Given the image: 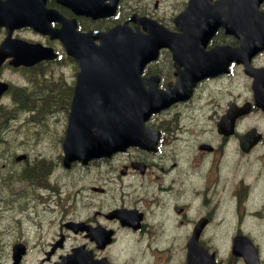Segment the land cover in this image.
<instances>
[{
	"label": "flooded vegetation",
	"instance_id": "obj_1",
	"mask_svg": "<svg viewBox=\"0 0 264 264\" xmlns=\"http://www.w3.org/2000/svg\"><path fill=\"white\" fill-rule=\"evenodd\" d=\"M218 1L117 0L113 15L92 19L76 14L74 0H46L61 22L74 20L82 32L124 22L135 29L129 19L137 16L177 33L175 18L194 2L203 69L160 49L142 74L165 91L184 70L190 86L151 119L162 133L159 143L66 167L63 142L79 66L60 40L37 35L58 58L10 68L23 77L14 95L29 102L22 110L0 109L7 113L0 115V264H185L198 223L196 246L215 263L246 264L233 245L247 244L264 264V50L247 67L234 58L239 39ZM25 126H44L52 138L38 132L28 139ZM224 126L231 134L218 133ZM195 129L204 138L178 143V133ZM248 130L258 141L240 143ZM17 132L19 141L11 143Z\"/></svg>",
	"mask_w": 264,
	"mask_h": 264
},
{
	"label": "water",
	"instance_id": "obj_2",
	"mask_svg": "<svg viewBox=\"0 0 264 264\" xmlns=\"http://www.w3.org/2000/svg\"><path fill=\"white\" fill-rule=\"evenodd\" d=\"M104 1L74 0L73 3L76 14L98 19L114 14L117 0L109 4ZM262 1L219 0L215 4L226 11L228 27L231 31L233 25L239 39V46L233 49L234 58L246 64L251 56L264 49V14L258 10ZM196 11L197 5L192 2L175 18L177 33L136 16L129 21L142 25L146 33H141L137 27L131 29L127 22L107 31L80 32L74 20H65L60 28L52 27L51 23L61 18L54 9L46 7V0H0V27L6 31L0 42V67L7 60L8 65L16 68L57 57L50 47L13 37L14 30L25 27L50 39H59L67 54L77 62L80 70L63 143L66 167L74 159L86 163L129 146L149 149V143H157L159 132L146 122L180 98L188 73L179 74L178 90L166 92L156 89L153 77H144L141 73L146 64L157 58L161 48H169L176 62L189 61L191 68L196 64L203 69L197 51L202 19L193 14ZM259 84L254 81V85ZM7 89L8 84L0 81V96ZM254 91L256 101L262 100V94L256 88ZM254 133L252 130L240 136V143L257 142L258 136ZM200 228L198 223L189 244L187 264H214L212 256H205L196 246ZM233 251L242 256L246 264H258L255 251L247 244L240 248L234 244Z\"/></svg>",
	"mask_w": 264,
	"mask_h": 264
},
{
	"label": "rangeland",
	"instance_id": "obj_3",
	"mask_svg": "<svg viewBox=\"0 0 264 264\" xmlns=\"http://www.w3.org/2000/svg\"><path fill=\"white\" fill-rule=\"evenodd\" d=\"M4 36V30L0 29V40L3 38ZM14 36L16 37H20L23 39H27V40H31V41H39L40 42V37L37 36L36 34H34L33 32H31L30 30H20L17 32H14ZM55 74V73H54ZM22 76L21 74H17V73H13L12 70H10L9 67H4L0 70V79L7 81V82H14L15 84H20L23 82L22 80ZM5 99H7V95H5ZM3 100L2 103H8V100ZM22 117V115H21ZM56 118H59L60 116L57 115L55 116ZM155 120L151 123H154ZM47 125L49 126V129H56L58 126L56 123L54 124H50L49 122L47 123ZM27 133L28 139H34L35 134L40 132L43 133L47 136V138H52V130H49L47 128H45L44 126L42 127V129L38 128L37 126H25V130H23ZM181 137H180V142L178 143H186L187 140L190 141V143H193L195 141V139L198 138H204V136L201 134V130L195 129V130H189L185 133H180ZM19 132L15 133V137L10 138L11 143H15V141H19ZM34 143H32L33 145ZM45 145V147H42L43 149L47 150V151H52L54 150V147L51 143H41L40 145ZM24 145V144H22ZM29 146V144H25V147L27 148ZM24 147V148H25Z\"/></svg>",
	"mask_w": 264,
	"mask_h": 264
},
{
	"label": "trees",
	"instance_id": "obj_4",
	"mask_svg": "<svg viewBox=\"0 0 264 264\" xmlns=\"http://www.w3.org/2000/svg\"><path fill=\"white\" fill-rule=\"evenodd\" d=\"M18 90H19V89H17V91H18ZM18 101H19L20 103H23V105H24L25 102H26V100H22V98H19Z\"/></svg>",
	"mask_w": 264,
	"mask_h": 264
},
{
	"label": "bare ground",
	"instance_id": "obj_5",
	"mask_svg": "<svg viewBox=\"0 0 264 264\" xmlns=\"http://www.w3.org/2000/svg\"><path fill=\"white\" fill-rule=\"evenodd\" d=\"M20 92V91H19Z\"/></svg>",
	"mask_w": 264,
	"mask_h": 264
}]
</instances>
